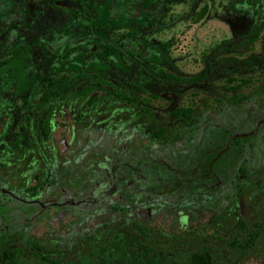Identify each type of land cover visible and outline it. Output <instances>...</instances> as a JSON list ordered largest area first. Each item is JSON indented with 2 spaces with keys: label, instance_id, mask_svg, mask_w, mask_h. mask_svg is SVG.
<instances>
[{
  "label": "rangeland",
  "instance_id": "1",
  "mask_svg": "<svg viewBox=\"0 0 264 264\" xmlns=\"http://www.w3.org/2000/svg\"><path fill=\"white\" fill-rule=\"evenodd\" d=\"M5 2H24L23 9L28 8L33 17L31 22L25 17L15 22L19 33L34 27L50 39L47 31L51 28H70L80 50L78 65L69 62L53 67L51 60L58 49L47 41L40 43L34 30L31 36L24 31L37 46L22 61L36 63L37 70L25 75L24 86L15 93L5 90L9 80L2 72L11 62L12 47L0 46V64L5 63L0 68V108L5 116L0 126V152L6 151L8 156V150H14L16 159L22 160L21 148L29 137L41 140L38 120L46 107L50 116L56 100L61 104L79 98L84 103L93 96L89 111L85 104L79 105V113L88 111L90 119L85 116L82 120L84 130L75 126L72 141L71 118L59 115L49 124L48 136L42 139L46 161L52 168L62 161L64 169L53 174L48 189L62 178L60 186L69 191L74 186L89 187L88 171L95 161L91 152L104 137L107 141L116 138L125 148L146 144V148L174 146L177 152H184L191 146L198 154L203 148L200 139L203 136L206 141L214 128L222 131L242 125L250 134L222 150L218 189L158 198L147 215L146 206L136 210L128 204L124 211L98 207L90 221L58 217L59 209L46 211L36 222L17 216L0 240V264H6L3 255L12 246L21 249L14 264H147L152 253L160 264H191L195 251L206 250L212 255V264H264V122L252 132L264 114H259L264 107V0H136L140 11L133 17H122L117 13L118 2L111 8L110 0ZM203 4H207V12L195 21ZM4 23L0 18L1 42L8 28ZM125 36H134L142 48L126 54L119 43ZM89 43L95 45V51L90 52ZM105 46L116 50L100 56ZM46 75H70L75 80L65 95L52 98L31 117L41 106L36 102ZM27 87L33 90V102L28 108L18 107L19 96ZM118 93L128 98L118 97ZM186 106L191 108L190 120L173 115V109ZM63 129L68 130L65 149L57 147ZM223 135L226 139L230 131ZM5 157H0V163ZM95 169L94 176H99ZM8 185L0 183L1 188L12 190ZM11 202L10 196L0 192V206ZM179 207L187 214L182 226L175 213ZM23 215L30 217L29 213ZM246 240H254L253 245L243 248L236 244ZM144 247L148 254L143 253Z\"/></svg>",
  "mask_w": 264,
  "mask_h": 264
},
{
  "label": "flooded vegetation",
  "instance_id": "2",
  "mask_svg": "<svg viewBox=\"0 0 264 264\" xmlns=\"http://www.w3.org/2000/svg\"><path fill=\"white\" fill-rule=\"evenodd\" d=\"M5 1L6 0H0V18L3 22H5L4 25L8 28L6 30V37H3V42H1L0 39V46L7 45L12 47L9 48L11 56L9 62H11L8 64L5 71L2 70V72L8 75L7 78L9 80L5 90H13L16 93L21 86H24L25 75L29 71L37 70L36 63L32 61H22L26 53H28L33 46H37L35 40H29L24 31L30 36L31 33L35 32V36H39V39L42 40V42H38L43 43L47 41L51 48L58 49L56 54L53 55V60H51L53 67L67 66L69 62H72L71 65L79 64L76 58L79 55L80 49L79 46L75 44H78V42H76L78 39L75 35L69 33L70 28H63V30H54L51 28L47 31V34L49 33L51 35L50 39L46 38L44 31L40 29L37 30L34 27L27 30L24 28L25 30L23 29V31L19 33L17 27L15 26V22L24 17L27 21L31 22L33 17L27 11L28 8L26 10L23 9L25 4L24 2L6 3ZM85 1L88 2L90 0ZM128 1L129 2H126V0H110V5L111 8H113L118 2V5L116 6L117 13H119L122 17L124 15L133 17L139 13L140 8L136 3V0ZM33 30L34 32H32ZM119 43L123 45L124 52L129 55L132 54L134 50L138 51L142 48V42L136 40L134 36H125L119 41ZM64 47H68L64 50L65 52L60 50ZM88 47L90 52L96 50L94 44L89 43ZM115 50L116 49L112 46H105L103 52L100 53V56H110V54H112ZM83 57L87 62L88 59H90L88 54H85ZM4 64H0V68ZM48 76L53 75H46L42 78L41 89L38 101L36 102V106L37 104L41 106L34 110L31 117H34L40 109L46 107V103L52 98H60L66 94L44 99L42 97V91L45 85L44 79ZM132 86L140 91L144 90V87L140 85L132 84ZM31 91H33L32 88H25V91L19 96L20 102L18 103V107L25 106L28 108V106H30L34 99L31 95ZM92 98L93 96L84 101V103L80 102L79 98H76L74 102L70 101L61 104H59V100H56L54 108L51 111V115L48 116V107H46V110L40 116L38 123L41 120L46 119L49 127V124L52 125L54 117L56 118L60 115L61 118H71L70 141H72L76 133L75 126H78V130H84L82 127H85L86 124L82 122V120L85 116L90 119L87 112L91 109L90 106L92 102L90 100ZM9 104L12 105V102L10 101ZM84 104V108L88 111L86 113H79V110L82 109V107L79 108V105L83 106ZM2 107H5V105ZM59 107H61V109ZM1 109L2 108H0V126H3L5 116L1 113ZM58 109H60V112ZM261 113H264V107L259 109V114L261 115ZM256 122L257 124L252 128V132L254 133L257 131L259 124L264 122V114L259 117ZM92 126L95 128V123L92 124ZM49 130L46 131V134L44 135V133L38 129L41 139L39 142L34 140L32 137H29L25 146L21 148L23 150L22 160L16 159L14 150L9 149L8 153L10 155L8 156L5 155L6 151H2V153L0 152V157L6 156L2 159V163H0V172L2 171L3 175H6H0V183L5 182L9 184L8 186L10 188H12V190H7L0 187V192L7 194L13 199L11 205L0 206L4 209V211L0 212V240L5 238L4 234L6 230H9V228L16 223L17 216L19 219H30L31 221L36 222V219L39 216H42V214L46 211L59 209L60 211L58 213V217L63 218L70 215V217L76 218L77 220H81L86 217L87 220L90 221V219L94 217L96 208L98 207L107 205L110 211H124L126 210L125 206L128 204L132 206V209H136L139 206H146L147 208L145 210V214L147 215L149 207L153 202L157 201L158 198L163 200V198H166L169 194H172L173 196L176 192H179L180 195H191L195 191H199L198 193H200L202 191L209 190L210 188H214V190H216L218 189L219 184L218 164L220 163L221 155H223L222 152L226 151V148L224 147H229V145L234 144L236 145L238 144V140L243 142L250 134V131H245L242 128V125L235 129L227 127L222 129V131L214 128L213 132L209 138L206 139V141H203V136L200 139L203 148L198 149L201 152L198 154L196 151H192L194 148L192 149L191 146H188V148L186 147L185 149H187V151L183 150L184 152H177L176 150L178 148L171 145L170 148L163 146L146 148V144H142L141 146L138 145L139 147L134 148H125L124 145H119L115 141L116 138H112L107 141L104 137L91 152V159L95 160H92L94 164L91 167L96 168L95 170H97L100 175L94 176L93 168V170L88 171L89 180H86L89 187L87 186L86 188H83L82 186H74L73 190L69 191L68 187L60 186L61 183H63V178L58 181L54 188L48 189L49 184L51 185L52 183L53 174L59 171V169L63 166L62 161H57L58 166L54 167L56 169L54 171V168L50 167L46 161V150L43 149L42 139L47 138ZM226 130L230 131V135H227L226 139H224L223 134H225ZM67 132L68 130L63 129L60 136V138L65 137V148L68 146ZM99 132L100 130L97 131V133ZM156 135L158 136L157 132ZM58 146L57 141V147ZM195 146L196 144H194V147ZM180 149L182 148L180 147ZM193 152L196 154L193 155ZM97 156H99V158ZM165 156L168 158H177L180 162L185 161L189 166L192 164V159H199L202 157L200 161L206 165L205 168L207 169V176L209 173L213 178L204 177V181H201L202 184L197 187L194 185L193 171H189L188 176L181 175L183 180H178L177 176V178L173 176L171 177L164 169L166 166V160L163 159V157ZM96 158H98V160ZM61 169H64V167ZM60 172L63 173L62 171ZM161 173L164 174V176H162ZM149 174L153 177L149 178ZM70 178L72 179L73 177L71 176ZM12 180L15 183L12 184L10 182ZM167 180H171L172 183H176L173 187L168 188L166 187ZM153 181L157 185L155 187L148 186L149 183ZM68 185L71 186L73 184L68 182ZM54 191L55 194H53ZM56 191H58V193H56ZM115 204L120 205V208L118 209L114 207ZM183 212L184 210L181 207L175 211V213L179 215L180 226L183 225L187 215ZM24 213H29L30 217L28 218L27 216H24Z\"/></svg>",
  "mask_w": 264,
  "mask_h": 264
},
{
  "label": "trees",
  "instance_id": "3",
  "mask_svg": "<svg viewBox=\"0 0 264 264\" xmlns=\"http://www.w3.org/2000/svg\"><path fill=\"white\" fill-rule=\"evenodd\" d=\"M208 6L207 4H203V6H201V8L199 9V11L197 12V17L195 18V21H198L199 19H201L207 12ZM200 77H203V74H201ZM75 80V76H70V75H61V76H48L44 79V89L42 91V97L44 99H49L51 97H58L60 95H63L65 93H67L70 88L71 85L73 83V81ZM239 84H236L235 88L238 87ZM118 97H126L124 94L118 93L117 94ZM173 115L176 117H179L180 115L184 116L186 119L190 120L191 119V108L190 107H186V108H175L173 109ZM38 127L39 129L44 133V135L46 134V131H48V121L46 119L41 120L38 123ZM159 136V134H158ZM8 150V149H7ZM202 158V157H201ZM201 158L199 159H192V164L191 166L187 165L185 161H178L177 158L171 157L168 158L167 156L163 157V159L166 160V166H165V170L170 174L169 176H173L175 178H177L178 180H183L182 176H188L189 171H193V181H194V185L195 186H200L202 184L201 181H204V177H209V178H213L212 175H210L208 173L207 176V169L205 168L206 165H204L203 163H201ZM211 160V159H209ZM197 166V167H195ZM195 168V170H194ZM177 176V177H176ZM153 176H151L149 174V178H151ZM167 185L166 187H173V185H175V183L171 180H167ZM157 184L153 182H150L148 186L151 187H155ZM3 206V205H1ZM254 240H246V241H242V242H237L236 244H238L240 247H249L251 245H253ZM148 250H146V247H144L143 253L144 254H148ZM21 253V249L19 247H11L8 250L5 251L3 258L5 259L6 264H14V262L16 261L17 255ZM191 264H212L213 259H212V255L209 251H195L192 255H191V259H190ZM147 264H160L158 262V260H156V256L154 253L150 254L148 256V261Z\"/></svg>",
  "mask_w": 264,
  "mask_h": 264
},
{
  "label": "water",
  "instance_id": "4",
  "mask_svg": "<svg viewBox=\"0 0 264 264\" xmlns=\"http://www.w3.org/2000/svg\"><path fill=\"white\" fill-rule=\"evenodd\" d=\"M58 147H60L61 149H64L65 148V137H61L59 140H58Z\"/></svg>",
  "mask_w": 264,
  "mask_h": 264
}]
</instances>
